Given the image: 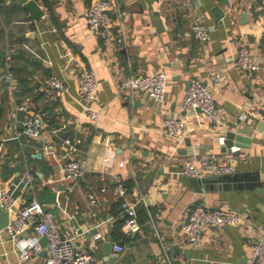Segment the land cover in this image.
<instances>
[{"label": "crops", "instance_id": "crops-1", "mask_svg": "<svg viewBox=\"0 0 264 264\" xmlns=\"http://www.w3.org/2000/svg\"><path fill=\"white\" fill-rule=\"evenodd\" d=\"M25 1L0 0V192L7 181L29 169L35 179L24 190L17 189L20 202L37 198L59 222L77 231L78 245L93 254L111 235L127 247L122 264H250L251 241L264 235V191H257L264 189V126L259 130L264 123V0H113V30L123 40L110 42L87 25L84 13L90 0H37L45 10L38 19L29 17ZM196 19L210 27L205 46L193 33ZM241 43L261 63L258 70L233 65ZM8 52L13 55L12 87L3 79ZM81 63L101 80L97 97L87 103L101 111L93 120L82 116L77 78ZM217 70H224L225 76L213 83L209 78ZM158 71L169 74L162 99L121 92L122 76ZM50 76L62 77L63 87L48 89ZM193 77L213 89L216 120L198 109H183L181 100ZM22 103L29 109L16 119L12 110ZM33 113L48 122L39 137L22 132V120ZM173 115L187 119L180 143L165 132L164 119ZM247 124L252 127L247 134L251 143L241 147L240 154L230 152L221 133ZM54 129H60L59 135ZM63 137L74 146L63 145ZM79 154L88 159V170L84 178L73 180L62 165ZM201 156L234 163L236 171L230 174L237 177L215 182L217 188L197 189L184 165ZM208 175L213 173L200 178ZM119 177L136 183L126 198L137 208L145 206L150 215L148 226L142 224L134 232L123 226L125 233L136 234L125 243L112 232L119 218ZM90 191L97 195L96 202ZM197 203L236 209L246 224L210 226L197 243L188 242L182 224ZM95 218L102 223L95 226ZM97 230L104 238L94 237ZM28 235L12 237L0 230L3 264H47L45 237L39 254L21 258L20 239ZM172 244L180 248L171 250ZM190 247L192 255H185Z\"/></svg>", "mask_w": 264, "mask_h": 264}, {"label": "built area", "instance_id": "built-area-1", "mask_svg": "<svg viewBox=\"0 0 264 264\" xmlns=\"http://www.w3.org/2000/svg\"><path fill=\"white\" fill-rule=\"evenodd\" d=\"M157 1L165 3L168 0ZM113 6V0H90L84 13L89 29L107 42L123 40V36L114 33L113 30V17L110 13ZM192 29L196 39L202 46H205L210 37L209 25L203 19H196L193 22ZM26 46L40 58L45 59L33 47ZM12 57V53L8 52L6 55L7 71L3 75V79L8 82L10 87L15 84L14 73L9 67ZM233 65L244 71H254L261 67V63L254 58L246 43L240 44ZM224 76V70H217L211 73L209 79L215 83L221 81ZM77 78L80 98L84 103L82 116L91 120L96 119L101 111L89 106L87 103L97 97L101 80L95 71L84 63L79 66ZM168 82L169 74L166 71L151 74H130L121 77L120 90L127 94L144 93L150 97L162 99L167 92ZM63 83V78L60 76H50L46 79L48 89L62 88ZM181 105L186 112L198 109L210 119H217V104L213 89L209 83L201 78L193 77L191 79L189 87L181 100ZM28 109L29 106L26 103L18 104L12 110V116L19 119L20 111ZM22 123V132L33 137H39L48 126L47 120L37 113L27 114ZM164 127L165 132L180 143L185 138V130L188 127L187 119L174 115L168 116L164 119ZM59 131L60 129H54V132L58 135ZM61 143L70 147L74 146L69 137H63ZM124 164L125 161H121V165ZM62 168L67 177L73 180L82 179L86 176L88 170V159L82 154L68 157L63 162ZM235 171L236 165L234 163L216 161L210 156H201L196 163L187 162L184 165V172L192 177H202L205 172L223 175ZM34 179L35 174L26 169L19 179L13 178L7 181L0 192V204L10 214L9 222L4 231L12 237L29 233L27 237L20 239L21 258L30 260L39 254L44 248L42 238L45 237L48 240L45 246L47 264H99L93 253L78 245L79 233L59 222L53 212L46 210L37 198H33L26 204L20 202L19 196L16 194L17 189L21 186L24 190L31 186ZM117 191L125 199L126 230L134 232L140 228V224L136 219L137 203L127 200L128 190L121 177L118 178ZM88 194L92 202L97 201V195L94 192L90 191ZM101 223L95 218V226ZM245 224L246 219L236 209L226 206L210 207L204 203H197L183 222L182 230L188 242L197 243L201 233L207 227L243 226ZM94 237L96 239L104 238V233L97 230ZM251 246L250 264H264V235L253 238ZM114 248L121 253L127 250L126 245L118 242H115ZM0 264H3L1 260ZM170 264H173L172 261H170Z\"/></svg>", "mask_w": 264, "mask_h": 264}, {"label": "water", "instance_id": "water-1", "mask_svg": "<svg viewBox=\"0 0 264 264\" xmlns=\"http://www.w3.org/2000/svg\"><path fill=\"white\" fill-rule=\"evenodd\" d=\"M24 6L29 11V17L32 19L41 18L45 14L44 8L40 5V3L37 0H26ZM218 13L220 17H222L224 14L220 10H218ZM242 18L243 20L247 19L245 12L242 14ZM8 93H9V87L6 88L4 92V96L8 95ZM263 126L264 123H262L261 127L259 128L260 131L263 130ZM251 129H252L251 125L247 124L244 127L238 129V131L228 130L222 132L220 138L222 140L223 146L227 147V149H229L230 152L240 154L241 147L247 146L252 141V137L247 136V134L250 133ZM235 177H237V175ZM235 177H233L231 174H225V175L213 174L203 178L192 177V183L199 190L213 189V188H217V186L214 184L215 182H225ZM220 186L224 187L225 185H220ZM257 191L259 192L264 191V189L262 190L258 188ZM9 219H10L9 212L5 210L0 204V230H3L6 227V225L9 222ZM114 245H115V240L111 235H109L106 241H104L103 245L97 247L94 251V254L98 259V261L102 262V264H122L121 252L117 251L114 248ZM178 248H180L178 244L171 245V250ZM192 250L193 249L191 247L184 249L185 255L191 256Z\"/></svg>", "mask_w": 264, "mask_h": 264}, {"label": "trees", "instance_id": "trees-1", "mask_svg": "<svg viewBox=\"0 0 264 264\" xmlns=\"http://www.w3.org/2000/svg\"><path fill=\"white\" fill-rule=\"evenodd\" d=\"M128 192H133V189L136 185V183L132 180L129 179L127 181H124ZM124 202L125 199L124 197H119L115 207L118 208V212H119V218L115 223V226L113 228V236L118 239V240H122V242H130L131 240H133L134 238H136V234H127L123 231V226L125 225L126 222V218L127 215L125 213V206H124ZM150 215L149 212L147 210V208L145 206H139L137 208V214H136V219L139 222L140 225H147V221L149 220Z\"/></svg>", "mask_w": 264, "mask_h": 264}]
</instances>
